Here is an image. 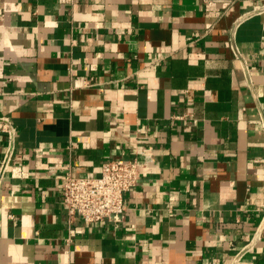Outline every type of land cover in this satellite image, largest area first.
<instances>
[{
    "label": "crops",
    "instance_id": "crops-1",
    "mask_svg": "<svg viewBox=\"0 0 264 264\" xmlns=\"http://www.w3.org/2000/svg\"><path fill=\"white\" fill-rule=\"evenodd\" d=\"M0 116V264H264V0H0ZM137 149L122 222L69 233L64 175Z\"/></svg>",
    "mask_w": 264,
    "mask_h": 264
},
{
    "label": "built area",
    "instance_id": "built-area-1",
    "mask_svg": "<svg viewBox=\"0 0 264 264\" xmlns=\"http://www.w3.org/2000/svg\"><path fill=\"white\" fill-rule=\"evenodd\" d=\"M233 54L244 66L236 49ZM0 132L5 137L0 157L1 186L7 177L24 179L27 176L20 167L12 165L16 153V129L7 116H0ZM154 160L144 149H137L129 160L113 159L103 163L100 175L95 178L73 176L67 172L58 188L69 233H72L69 227L75 222L86 227L108 222L117 227L126 212L124 196L137 186L140 171L153 165ZM248 250L245 246L235 252L228 264H239Z\"/></svg>",
    "mask_w": 264,
    "mask_h": 264
}]
</instances>
